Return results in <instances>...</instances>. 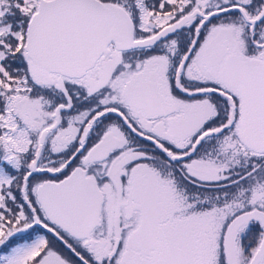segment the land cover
Instances as JSON below:
<instances>
[{
    "label": "snow or ice",
    "instance_id": "1",
    "mask_svg": "<svg viewBox=\"0 0 264 264\" xmlns=\"http://www.w3.org/2000/svg\"><path fill=\"white\" fill-rule=\"evenodd\" d=\"M0 264H264V0H0Z\"/></svg>",
    "mask_w": 264,
    "mask_h": 264
}]
</instances>
